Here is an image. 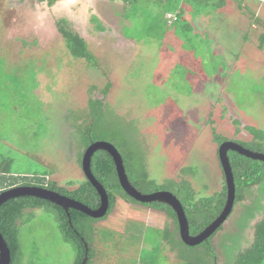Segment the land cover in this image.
I'll use <instances>...</instances> for the list:
<instances>
[{"label":"rangeland","instance_id":"obj_1","mask_svg":"<svg viewBox=\"0 0 264 264\" xmlns=\"http://www.w3.org/2000/svg\"><path fill=\"white\" fill-rule=\"evenodd\" d=\"M214 2H186V15L168 26L170 7L157 0H0V182H82L74 125L92 100L103 99L106 140L98 141L118 146L112 133L136 139L150 179L183 177L196 197L219 191L223 172L209 121L234 142L251 140L246 125L264 129V47L253 31L233 24L236 17L249 24L247 14L235 4L226 14ZM60 18L84 38L96 66L69 54L55 27ZM263 202L264 175L213 236L218 264L232 263L251 243ZM165 221L117 199L96 223L94 241L105 251L95 264H179L156 229ZM19 241V264L74 262V249L45 209L22 214Z\"/></svg>","mask_w":264,"mask_h":264},{"label":"trees","instance_id":"obj_2","mask_svg":"<svg viewBox=\"0 0 264 264\" xmlns=\"http://www.w3.org/2000/svg\"><path fill=\"white\" fill-rule=\"evenodd\" d=\"M46 1L48 5H52L55 2V0ZM190 1H193L196 5L201 4V8H203L209 5L211 0H168L161 3L169 5L170 10L178 11L177 21L175 22L177 23L182 18L184 4ZM224 3L225 0H215L214 4H212L217 7H222ZM239 6L242 8L241 5ZM55 27L72 57L78 60H85L86 63L96 66L94 57L88 52L86 41L70 27V24L65 18L56 20ZM259 39L258 48L263 49L264 35L261 34ZM107 108L103 99L92 100L84 113L81 124L75 123L74 125L82 140V142H80V150L77 158L79 167H81V158L87 146L98 140H106L104 135H106L107 131L105 126ZM209 123L211 125V138L214 143L219 146L223 141L228 140L216 132L215 128L212 126V121H209ZM233 124L237 126L239 121L233 120ZM243 128L251 135V140L247 142H235L251 151L264 153V129H258L250 125H246ZM237 131L238 130H236V132ZM109 134H107V136H109ZM119 134L112 133L109 137L111 138L110 141L113 140V142L115 141L118 144V146L115 145V147L121 155L125 172L130 183L144 194L153 193L155 191L171 192L182 205L188 222L190 235L199 233L219 215L226 201L224 176H222L223 181L221 189L208 197H196L195 190L191 186V183L183 177L179 180L165 179L161 183H157L149 178L143 155L137 146L138 141L125 135V137L123 135L120 136ZM227 156L234 181L235 205L237 202L244 200V194L247 189L260 183L264 175V162L252 160L234 151H228ZM90 170L95 179L103 186L108 197V209L101 218L94 219L71 208L66 212L53 203L28 196L10 199L0 206V233L10 250V264H19L22 259L21 244L19 241V223L21 222L22 214L25 211L30 213L35 209H45L48 213L53 214L63 239L69 243L75 251L73 264H81L85 257L84 244L87 245V260L85 264H95L96 261L100 262L102 258L101 255L105 250L99 247L102 243L100 244L94 241L95 226L98 221L106 219L112 212L117 199H121L132 205L149 207L162 213L167 218L172 228L168 230L166 226L165 229L162 230V233L165 241L171 246L172 252L175 253L177 263L218 264L219 258L211 244V240L221 226L201 244L192 247L187 246L180 239L177 218L171 207L159 202L139 203L122 190L113 160L108 153L103 150L94 152L90 161ZM181 172L183 174H189L186 168L182 169ZM1 181L0 192L18 185L40 186L77 200L91 209H96L100 204L98 193L85 176L84 180L78 185H75L73 182H67L65 186H60L55 181L49 180L46 177H40L34 182L26 181L18 183L16 179H14V181L4 182L3 178H1ZM69 186L75 187L73 189H68ZM252 229L251 243L241 251H238L230 264H264V202L261 216L253 224ZM107 243L108 240L105 241L102 247H105ZM205 244L208 245L206 250L204 249L205 251L177 250L180 249V247L187 250L196 249Z\"/></svg>","mask_w":264,"mask_h":264},{"label":"water","instance_id":"obj_3","mask_svg":"<svg viewBox=\"0 0 264 264\" xmlns=\"http://www.w3.org/2000/svg\"><path fill=\"white\" fill-rule=\"evenodd\" d=\"M98 150L105 151L112 158L119 184L122 190L129 197L133 198L139 203L159 202L171 207L177 218L180 239L185 245L191 247L197 246L206 239H208L224 223V221L232 211L235 199V188L227 152L234 151L252 160L264 162V153L251 151L237 142L227 140L223 141L218 146V159L221 170L223 172L226 186V201L219 215L196 235L189 234L188 222L179 200L169 191H155L149 194H144L138 191L127 178L120 153L111 143L105 141L92 142L90 145L87 146L81 158V169L83 171V174L88 180V182L95 188L100 198V204L96 209H91L83 203L65 195H61L58 192L40 186L28 185L13 186L1 191L0 206L10 199L28 196L53 203L66 212L68 211V209L71 208L94 219L103 217L108 209V197L105 189L95 179L90 170L91 157L94 152ZM84 246L85 257L83 258L81 264H85L87 260V245L84 244ZM10 263V250L2 234L0 233V264Z\"/></svg>","mask_w":264,"mask_h":264},{"label":"crops","instance_id":"obj_4","mask_svg":"<svg viewBox=\"0 0 264 264\" xmlns=\"http://www.w3.org/2000/svg\"><path fill=\"white\" fill-rule=\"evenodd\" d=\"M113 1H116V0H113ZM119 1H121L123 4H127L126 1H122V0H119ZM234 4L239 11L247 14V18H248V21L250 23L249 24H242L241 21L239 20V18L236 17L235 18L236 22L233 20V24L237 25L238 27H242V28L244 26H246V28L253 31V33H251V35L256 36V39L260 42L259 36L261 34L264 35V18H263L264 17V15H263L264 0H225L224 5L222 7H219V9L223 10V12L227 14V8L232 7V5H234ZM239 5H241L242 8H240ZM167 13H174L177 15L178 11L177 10H170L168 12H165L164 18H165V15ZM186 13H187V10H185L184 6H183L182 18L186 15ZM239 17L244 18L243 15H239ZM165 20H166V18H165ZM173 24H171V25H173ZM171 25H168V26H171ZM257 26H259V28H257ZM248 29H247V31H245V37H244L245 40H247ZM263 47H264V45H263Z\"/></svg>","mask_w":264,"mask_h":264},{"label":"built area","instance_id":"obj_5","mask_svg":"<svg viewBox=\"0 0 264 264\" xmlns=\"http://www.w3.org/2000/svg\"><path fill=\"white\" fill-rule=\"evenodd\" d=\"M158 1L166 2L168 0H158ZM165 18H166V22H167L168 25H171V24H173V23H175L177 21V15L174 14V13H167L165 15Z\"/></svg>","mask_w":264,"mask_h":264},{"label":"flooded vegetation","instance_id":"obj_6","mask_svg":"<svg viewBox=\"0 0 264 264\" xmlns=\"http://www.w3.org/2000/svg\"><path fill=\"white\" fill-rule=\"evenodd\" d=\"M148 208H149V207H148ZM150 209H151V208H150ZM151 210H153V209H151ZM154 211H155V210H154ZM165 218H166V217H165ZM166 220H167V218H166ZM166 226H167L168 230L172 228L171 223L167 220V221L164 222V226H163L162 228H156V229L164 230ZM147 227H148V226H147Z\"/></svg>","mask_w":264,"mask_h":264}]
</instances>
